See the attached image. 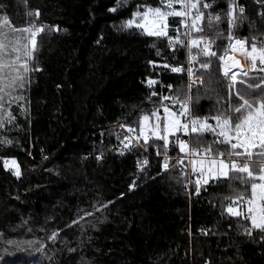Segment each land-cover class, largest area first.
Wrapping results in <instances>:
<instances>
[{"label":"trees","instance_id":"trees-1","mask_svg":"<svg viewBox=\"0 0 264 264\" xmlns=\"http://www.w3.org/2000/svg\"><path fill=\"white\" fill-rule=\"evenodd\" d=\"M240 2L247 19L236 35L264 39V0ZM137 5L157 7L159 0H128L116 12L109 11L116 0H0V18L15 28L38 10V25L60 29L40 40L35 66L42 71L30 76L27 112L13 105L16 119L3 131L12 143L0 145V264H264L261 233L250 238L236 218L221 215L225 186L210 183L196 195L179 169L162 171L155 146L120 154L116 133L159 103L150 93L186 88L184 74L149 64L183 65L184 48L173 53L166 41L120 29ZM227 10L228 0H216L208 11ZM220 27L227 32L226 21ZM149 79L159 83L149 88ZM224 83L217 91L226 97ZM190 94L201 97L197 115L215 114L214 93L209 98L198 85ZM168 154L181 155L176 147ZM13 158L19 179L14 166L4 168Z\"/></svg>","mask_w":264,"mask_h":264},{"label":"snow or ice","instance_id":"snow-or-ice-1","mask_svg":"<svg viewBox=\"0 0 264 264\" xmlns=\"http://www.w3.org/2000/svg\"><path fill=\"white\" fill-rule=\"evenodd\" d=\"M127 3L128 0H116L117 7L109 11L116 12ZM215 3L216 0H159L157 7L137 5L132 17L122 21L120 29H136L142 36L166 41L173 53L179 48L187 49V67L179 62V66H172L167 61L162 65L154 61L149 64L173 73H186L189 84L172 95L153 90L149 99L159 96V103L149 111L141 110L135 126L121 124L116 138L123 146L121 155L155 146L157 156L163 157L162 171L179 169L181 182L185 188L191 184L196 195L210 183L225 186L228 192L220 197L221 215L236 218L242 234L251 238L254 232H259L260 240L264 241V39L257 36L241 39L236 35L247 19L238 0H228L227 12L208 11ZM39 15L38 10L29 12V18L34 16L35 20L22 28L11 26L8 16L0 18V145L12 143L3 135L6 126L16 119L12 106L27 112L24 93L30 76L42 71L35 66L40 40L46 33L60 30L58 26L38 25ZM260 15L264 19V13ZM225 21L227 32L220 27ZM218 40L227 43H217ZM152 47L156 48V43ZM156 54L161 55L158 48ZM157 83L158 80L149 79L148 87ZM222 83L227 89L226 97L217 91ZM197 84L205 88L209 98L215 94L214 115L196 114L201 97L190 93ZM168 87L171 90L172 86ZM170 147L178 148L181 155L170 157ZM148 163L147 158L138 161L139 170L143 172ZM3 164L5 169L14 166L12 174L20 178L16 159H5ZM242 221L249 223L245 225ZM58 235L59 232H54L49 239L54 241ZM7 243L31 248L37 242Z\"/></svg>","mask_w":264,"mask_h":264},{"label":"built area","instance_id":"built-area-1","mask_svg":"<svg viewBox=\"0 0 264 264\" xmlns=\"http://www.w3.org/2000/svg\"><path fill=\"white\" fill-rule=\"evenodd\" d=\"M238 3H239V5L240 6H243L244 8H245V6H244V4L242 3V2H240V0H238ZM185 49V48H184ZM187 62H188V54H187V49H185V61H184V66L185 67H187ZM195 67V66H194ZM182 74H184L185 75V78H186V86L189 84V78H188V76H187V74L186 73H182ZM199 84H197V86H198ZM180 156V155H179ZM178 156V157H179Z\"/></svg>","mask_w":264,"mask_h":264}]
</instances>
